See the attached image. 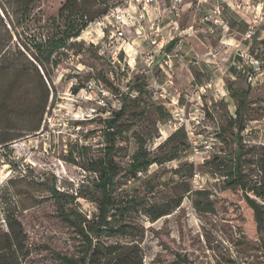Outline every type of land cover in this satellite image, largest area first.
<instances>
[{
	"label": "rangeland",
	"instance_id": "rangeland-1",
	"mask_svg": "<svg viewBox=\"0 0 264 264\" xmlns=\"http://www.w3.org/2000/svg\"><path fill=\"white\" fill-rule=\"evenodd\" d=\"M207 1L205 6L226 4ZM64 2L0 0L4 20V26L0 23V50L6 55L5 66L16 55L17 64L27 73H34L35 65L53 85L40 130L24 133L0 149V264L7 259L12 264H62L57 252H78L82 242L59 216L53 191H61L65 207L87 219L97 214L98 194L92 182L97 174L89 168L97 165L110 143L104 121L121 109L124 114L117 123L119 134L112 153L119 171L114 194L132 235L111 241L139 242L144 264H264V230L258 233L243 192L233 184L234 169L239 166L247 182L246 192L264 207V197L256 194L264 192V171L259 166L264 152V20L256 34L242 42L245 58L236 57L243 65L237 69L232 64L235 49L206 31L200 11L185 2L176 17L170 0H163L159 18L163 25L173 17L178 32L194 25L193 33L184 36L185 56L175 57L172 71L171 93L190 97L185 109L188 121L169 139L173 133L166 127L172 117L170 107L158 98L157 85L144 74L141 58L133 60L134 49L122 40L113 39L108 45L109 30L106 39L100 40L102 31L91 25L71 41L70 48L60 51L57 68L34 60L35 43L45 33L44 24L54 18L60 21L58 10ZM230 9L226 6L229 29L225 40L235 43L242 39L251 14L264 17V0L249 2V16ZM6 29L12 31L11 38ZM127 38L140 46L133 33ZM90 44L100 45L99 52ZM49 68L53 72L47 75ZM126 71L132 78L144 77L147 90L126 96L130 86L122 75ZM163 78L158 76V83ZM208 82L213 87H207L199 99L197 87ZM112 83L123 91L122 96H115ZM30 84L38 86V78ZM102 88L114 94L107 107L100 104ZM241 94L247 103L237 112ZM30 96L33 92L25 97L27 102ZM183 102L185 98H181ZM23 124L19 120L18 125ZM139 142L148 146L155 162L131 177L128 168ZM206 142L214 143L211 152H205ZM148 209L171 212L152 221Z\"/></svg>",
	"mask_w": 264,
	"mask_h": 264
},
{
	"label": "trees",
	"instance_id": "trees-1",
	"mask_svg": "<svg viewBox=\"0 0 264 264\" xmlns=\"http://www.w3.org/2000/svg\"><path fill=\"white\" fill-rule=\"evenodd\" d=\"M31 1L34 0H29V2ZM110 1L65 0L58 10L57 18L60 21L57 22V19L54 18L52 22L47 21L44 24L45 33L35 43L34 60H42L53 69L57 68L61 61L60 51L70 48L72 40L78 38L93 22L102 18L112 6ZM3 21V18L0 17V23L4 26ZM16 28L13 23V30ZM5 31L11 38L12 31L10 29ZM1 40L0 35V44L2 43ZM11 42L13 41L11 40ZM99 46L90 44V47L94 48L96 52H99ZM4 58H6L5 52L0 50V149L7 147L11 141L22 137L24 133L40 130L53 88L49 77L46 78V75H42L35 65L34 73L29 74L25 68L17 64L16 55L13 56L14 61L7 62L6 66ZM102 58H104L103 55ZM52 72L53 70L49 68L47 75L52 74ZM35 77L38 78V86L36 87L30 84L33 83ZM145 81V78L141 76L130 79L128 81L130 86L127 85L129 91H127L128 93L125 92V95L128 96L129 92L140 94L142 90H147V84H143ZM131 84L134 86L131 87ZM109 85L114 92H117V95H123V91L113 87V83ZM31 92H33V96H30V101L27 102L25 97L29 93L31 95ZM246 103L245 95L241 94L237 112L241 107H245ZM123 112V109L116 111L104 121L105 138L110 143L104 148L103 157L97 165L89 168L90 172L97 174V177L92 179L98 194L97 214L93 218L87 219L75 209L65 207L61 201V191L57 189L53 191V197L58 204L59 216L74 229L82 242L78 252L74 255L56 253L57 260L62 264H144L145 254L139 242L135 240L129 242L111 241L115 237L132 235L129 231V225L123 221L124 212L120 211L114 194L119 171L116 169V162L112 158V153L116 136L119 134L117 123L124 114ZM19 120L24 124L18 125ZM182 130L183 128L173 132L169 139ZM154 162L155 160L150 157L148 146L139 142V148L133 154L128 168L131 177H135L138 172L146 171ZM259 166L264 171V152L260 157ZM234 172L236 178L233 184H237L243 192L244 200L254 214L257 231L262 234L264 230V207L246 192L247 182L243 180L239 166H236ZM256 194L259 197H264V192H257ZM170 212L168 209H148L146 214L152 221H156ZM3 264H12V261L7 259Z\"/></svg>",
	"mask_w": 264,
	"mask_h": 264
},
{
	"label": "built area",
	"instance_id": "built-area-1",
	"mask_svg": "<svg viewBox=\"0 0 264 264\" xmlns=\"http://www.w3.org/2000/svg\"><path fill=\"white\" fill-rule=\"evenodd\" d=\"M189 1L192 3L194 11H200L202 13L200 22L206 26V31L212 35H218L223 45L235 49V56L232 64L237 69H242V63L235 60L237 56L245 58V54L241 48L242 42L251 39L256 34L264 17H262L260 13L251 14V21L249 22L248 20L247 29L242 35V39L236 40L235 43H230L225 40L229 29L225 16L226 6L238 12L246 13L249 16V2L252 0H226V4L215 2L209 6H205V4L208 3L207 0H170L171 11L174 16H179L178 10L180 9V5ZM162 4L163 0H121L119 3L113 4L102 18L93 22L91 25L97 26L102 31L103 37L100 40H105V32L108 30L110 31L111 36L108 37V45L113 42V39L122 40L123 44L134 49L135 57L133 60L135 61L137 56L141 58L146 67L144 74L150 75L157 85L158 98L166 100V104L170 107L172 117L167 121L166 127L171 129L172 132H176L184 128L187 124L188 119L185 114V109L190 97L182 92H179L177 95L171 93V89L173 88L172 71L175 65V57L185 56V53H182L184 52L183 47L185 44L184 36H190L193 33L194 25L183 28L181 32H178L180 28L177 26L175 17H173L168 24L163 25L159 19L160 13L153 16L151 12L153 8L160 9V5ZM89 27H87L83 33L88 30ZM129 32L133 33L139 40L140 46L136 47L133 40H128L127 34ZM163 32H165V34H163ZM90 40L94 44L100 43V40ZM123 49L126 54H129L125 46ZM208 54L212 53L209 52ZM212 55L216 57V54ZM114 58H116V56H114L113 59ZM187 62H191V59ZM126 72L127 75L124 73H122V75L128 82L132 79V76L130 71ZM160 75L164 77L163 83L161 84L158 83V76ZM207 87H213L212 82L197 87L196 92L199 99H201L202 93L206 91ZM99 91L101 98L100 104L107 107L109 105L107 100L114 96V94L110 89L106 88H102ZM215 91L218 92V89L216 88ZM116 95L117 94H115V96ZM215 96H218V93H216ZM181 98H185V102L181 103ZM158 144H160V142ZM213 146L214 143L206 142L204 146L205 152H211ZM195 178L196 182H198V175H196Z\"/></svg>",
	"mask_w": 264,
	"mask_h": 264
},
{
	"label": "crops",
	"instance_id": "crops-1",
	"mask_svg": "<svg viewBox=\"0 0 264 264\" xmlns=\"http://www.w3.org/2000/svg\"><path fill=\"white\" fill-rule=\"evenodd\" d=\"M221 1H226V0H221ZM235 1H237V0H235ZM191 5L192 3L189 1V2H187V5ZM162 8H163V4L162 5H160V9L159 8H153L152 9V15L153 16H156L158 13H161V11H162ZM186 8V7H185ZM231 8V7H230ZM230 10H232V9H230ZM231 12H233V11H231ZM203 65V64H202ZM202 65L201 66H198V68H200L201 67V70H202ZM191 73V72H190ZM192 74V73H191Z\"/></svg>",
	"mask_w": 264,
	"mask_h": 264
}]
</instances>
